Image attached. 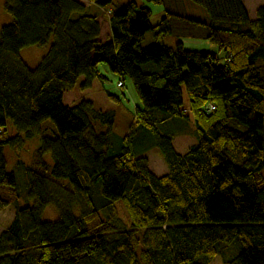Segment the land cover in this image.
Returning <instances> with one entry per match:
<instances>
[{"label": "trees", "instance_id": "1", "mask_svg": "<svg viewBox=\"0 0 264 264\" xmlns=\"http://www.w3.org/2000/svg\"><path fill=\"white\" fill-rule=\"evenodd\" d=\"M88 1L106 8L114 0ZM146 1L163 6L158 23L149 7L129 0L109 10L111 37L102 41L98 15L79 0H8L13 19L0 30V212L11 204L15 211L0 234V264H208L227 243L240 251L224 264H264V5L252 20L243 0H191L208 12L203 21L187 14L184 0ZM149 31L154 42L144 46ZM168 34L204 38L217 51L172 47ZM49 41L30 68L20 51ZM99 64L133 81L140 105L125 136L114 132L113 110L88 99L63 102L67 89L107 81ZM173 117L194 122L197 142L185 153L159 126ZM46 119L56 132L43 137L41 151L54 164L50 175L33 172L36 203L20 206L6 168L3 146L13 139L5 125L32 137ZM141 138L158 148L167 173L157 176L136 158ZM51 203L59 215L46 220Z\"/></svg>", "mask_w": 264, "mask_h": 264}, {"label": "rangeland", "instance_id": "2", "mask_svg": "<svg viewBox=\"0 0 264 264\" xmlns=\"http://www.w3.org/2000/svg\"><path fill=\"white\" fill-rule=\"evenodd\" d=\"M84 2H88V0H83ZM129 0H114L113 3L106 7L104 11V16L108 18L110 13L108 10H111L115 7H120L126 4ZM186 12L188 15L195 17L197 19L208 21L209 14L206 9L191 0H184ZM139 5L147 6L152 11L151 23H158L161 18L164 16L165 11L161 4H156L153 2H148L146 0H137ZM8 0H0V30L1 27L5 24H8L12 21L13 17L8 10ZM90 4V3H89ZM88 13H100V7L94 3H91L90 7L87 8ZM101 27L104 28V31L108 30V26L106 21H101ZM164 42L168 45L175 47L178 42H182L185 48L193 49H207L211 47L213 51H217V46L215 44L210 43L209 41L202 39H194L188 36L178 37L176 35L168 34L164 36ZM154 42V32H147L145 39L143 41V45L147 46ZM50 45V41L45 45H29L24 47L20 51V56L27 63L30 68H35L41 61L44 54L47 52ZM206 51V50H203ZM126 87L127 91L130 90L135 97H138L133 81L129 76H126ZM121 92H125V86L120 87ZM98 90V86L92 88L89 91V94L93 98L95 104H93L96 108L102 106L103 108H108V106L104 103V95H100L96 92ZM71 93L75 96V99H78L81 94L78 89L75 88ZM74 98V97H73ZM104 98V99H103ZM185 103L186 98H185ZM117 104V103H116ZM132 105L134 102L132 101ZM94 107V108H95ZM95 108V109H96ZM116 120L113 124V129L115 133H122V131H129L130 128L135 124L136 117L134 109L130 112V108L128 105H119L118 112H115ZM176 122V127H171L176 129L177 131H183L190 128L187 124L182 123L181 121H173ZM173 123H167L173 124ZM179 123V124H177ZM5 128L10 138L13 139L12 143H6L3 146L6 168L8 171L12 172L15 175L16 183L19 191V205H35L36 200L34 197H30L29 189H30V181L33 176V172H40L50 175V171L54 164L53 156L50 152H42L41 146L43 142V137L50 136L53 137L56 132V128L53 122L50 119L44 120L39 130L32 136L27 137L25 133L19 129H17L10 120H7ZM163 129V126L161 127ZM141 128L139 126L135 127L134 133L139 134ZM127 132H125L126 134ZM123 134V136H125ZM262 174L264 177V169L262 170ZM59 182L66 184L69 188V182L65 179H58ZM56 186V185H55ZM64 193V192H62ZM65 202V200H63ZM119 215L123 220L129 223L130 219L128 213L126 211L125 206L121 201L116 203ZM14 206L8 205L4 210L0 212V234L4 231L11 223L14 216ZM73 212L75 214L78 213L76 207L73 208ZM59 212L55 204L51 203L47 205L43 210V218L46 220H55L58 218ZM240 251V246L237 243H227L225 245L224 251L214 257V259L208 264H224L225 261Z\"/></svg>", "mask_w": 264, "mask_h": 264}, {"label": "crops", "instance_id": "3", "mask_svg": "<svg viewBox=\"0 0 264 264\" xmlns=\"http://www.w3.org/2000/svg\"><path fill=\"white\" fill-rule=\"evenodd\" d=\"M79 1H81L87 7H90V5H91V3L89 4L87 1L86 2H84L83 0H79ZM243 2H244V5L248 11V15H249L250 19H252V20L257 19L258 18V10L261 6L264 5V0H243ZM105 10H106V8H100V13L97 14L99 22L102 23L101 21L104 20V21H106L107 26H108V30H106V31H104V28L101 27V33H100L99 39L102 41H108L111 37V30H110L109 21H108L109 17L106 18L107 16L106 17L104 16ZM192 38L206 40V39L200 38V37H192ZM206 41H208V40H206ZM187 49H190V48H187ZM193 50H199V49H193ZM203 50L213 51V49L211 47H208L207 49H203ZM99 67H100V70L102 71V73L107 77V81L102 83L98 80H95V81H93L92 86L90 88L85 89V90H80L78 87H74L73 89L65 90L64 95H63L64 104L72 106V105L79 103L83 99L91 100L93 102V104H95L93 98L89 94V91L92 88H95L97 85L98 90L96 92L100 95V97H101V95H104V97H105V99L103 98L105 100L104 103L108 106V108H103L102 106L96 108L94 106L96 109L101 110V111L113 110L114 112H118V106L119 105H128V107L130 108V112H132L133 109L135 111V108L140 105V101H139V98L135 97V95H133L130 90L127 91L126 77H124V86H125L124 89H126V90H125V92H121V90H120L121 88H119L117 85L118 80L121 79V77L118 74L111 72L107 68V66H105L104 64H99ZM75 88H77L79 93L81 94V96L78 99H75V96L73 95V93H71ZM106 92H111V93L116 94L119 97V103L116 104L115 102L110 100L108 98ZM185 98H186V102H187V104L185 103V108L188 109L189 104H188V98H187L186 94H185ZM132 101L134 102V105H132ZM115 120H116V116H115ZM173 121H181L182 123L190 126V128L187 130H183V131H177L176 129L171 128V127H176V122L173 123ZM170 122L173 124L166 125L167 123H170ZM177 124H179V123H177ZM159 126L160 127L163 126V129H162L163 133L171 135L173 147L178 153H185L192 145H194L197 142V138H196L195 132H194L195 126H194V122L191 118H189V119H183L182 118L181 119L179 117H173V118H169V119L165 120L164 122L160 123ZM125 132L128 133V131H122V133H118V135L123 136V134H125ZM143 140H145V138L144 139L141 138V145L140 146L134 145L135 151L137 150L139 152V153H137L136 158L137 157H145L147 159L148 168L150 169V171H152L157 176L164 175L165 173L168 172V168H167V166L164 162V159H163L162 155L160 154L158 148L157 147L145 148L144 145L146 143H144ZM129 145L132 149V138H131Z\"/></svg>", "mask_w": 264, "mask_h": 264}, {"label": "built area", "instance_id": "4", "mask_svg": "<svg viewBox=\"0 0 264 264\" xmlns=\"http://www.w3.org/2000/svg\"><path fill=\"white\" fill-rule=\"evenodd\" d=\"M108 12H109V11H108ZM117 85L120 86V87H123V85H124L123 80H122V79H119ZM207 109H208V110H213V109H214V105H213V104H209V105L207 106Z\"/></svg>", "mask_w": 264, "mask_h": 264}]
</instances>
